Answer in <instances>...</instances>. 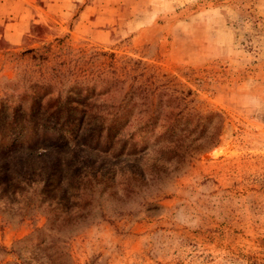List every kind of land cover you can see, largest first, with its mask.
Returning a JSON list of instances; mask_svg holds the SVG:
<instances>
[{"label":"rangeland","instance_id":"1","mask_svg":"<svg viewBox=\"0 0 264 264\" xmlns=\"http://www.w3.org/2000/svg\"><path fill=\"white\" fill-rule=\"evenodd\" d=\"M139 89L150 111L220 116L216 144L44 231L66 163L100 165L73 133ZM38 230L52 264H264V0H0V264H50Z\"/></svg>","mask_w":264,"mask_h":264},{"label":"trees","instance_id":"2","mask_svg":"<svg viewBox=\"0 0 264 264\" xmlns=\"http://www.w3.org/2000/svg\"><path fill=\"white\" fill-rule=\"evenodd\" d=\"M147 94L141 89L126 93L116 107L93 117V129L73 133L76 150L83 156L95 155L100 165L80 176L81 166L66 163L67 173L73 176L67 175L66 187L59 189L58 201L48 207L44 231L59 237L65 235L77 221L89 216L97 193H107L111 198L120 194L127 197L152 188L176 172L187 158L216 144L222 128L220 116L216 115L213 125L214 115L202 118L197 114H183L162 108V102L150 111ZM174 102L172 98L167 100L168 104ZM58 139L67 145L64 135L60 134ZM198 139L203 142L197 144ZM74 157L83 165L81 157ZM69 202L74 203L69 206ZM35 235L37 240L41 239L44 250L55 249L54 256L49 258L50 264L62 260L60 247L50 241L51 235H45L43 230Z\"/></svg>","mask_w":264,"mask_h":264}]
</instances>
